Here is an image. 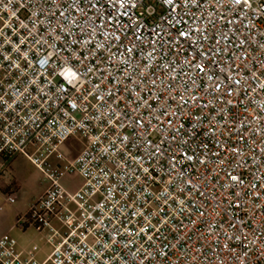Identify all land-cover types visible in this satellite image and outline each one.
I'll list each match as a JSON object with an SVG mask.
<instances>
[{
	"label": "built area",
	"instance_id": "obj_1",
	"mask_svg": "<svg viewBox=\"0 0 264 264\" xmlns=\"http://www.w3.org/2000/svg\"><path fill=\"white\" fill-rule=\"evenodd\" d=\"M21 154L53 250L0 264H264V0H0V176Z\"/></svg>",
	"mask_w": 264,
	"mask_h": 264
},
{
	"label": "rangeland",
	"instance_id": "obj_2",
	"mask_svg": "<svg viewBox=\"0 0 264 264\" xmlns=\"http://www.w3.org/2000/svg\"><path fill=\"white\" fill-rule=\"evenodd\" d=\"M83 146L84 142L80 137L71 136L63 144L61 150L66 155L75 157ZM19 163L21 172L18 175L19 188L16 202L8 203L0 196V234L9 231L26 248L38 244L40 246L38 254L43 255L53 247V243L45 235L46 232L41 233L35 227H29L26 230L18 227L16 225V213L26 210L35 199L34 197L43 190L48 182L44 180L41 170L31 162L28 155H22ZM82 182L83 179L78 173L63 179L64 185L71 191L78 189Z\"/></svg>",
	"mask_w": 264,
	"mask_h": 264
},
{
	"label": "crops",
	"instance_id": "obj_3",
	"mask_svg": "<svg viewBox=\"0 0 264 264\" xmlns=\"http://www.w3.org/2000/svg\"><path fill=\"white\" fill-rule=\"evenodd\" d=\"M21 158H22V154L15 157L14 160L12 161L9 169H8V172L6 174H3L2 176H0V196L3 197L4 199H5V196L7 193L18 192V188H19V176L18 175H19V172H21V167H20L21 165L19 162L21 161ZM48 185L49 184H47L43 188V190L38 195H36V197H34L35 199L32 201L31 205H29V207H27L26 210L18 211L16 213V219L19 215L27 212L28 209L32 206V204L45 193L46 189L48 188ZM5 201H6V199H5ZM2 235L3 234L1 233L0 237ZM45 235L47 236L48 233L46 232ZM18 246L21 250H24V251L28 249V248L22 246L19 242H18ZM52 250H53V247L50 248V250L48 252H45L43 255L37 254L38 259L45 260L48 257V255L51 253Z\"/></svg>",
	"mask_w": 264,
	"mask_h": 264
},
{
	"label": "snow or ice",
	"instance_id": "obj_4",
	"mask_svg": "<svg viewBox=\"0 0 264 264\" xmlns=\"http://www.w3.org/2000/svg\"><path fill=\"white\" fill-rule=\"evenodd\" d=\"M119 2H120V3H124V0H119ZM169 2L171 3V0H169ZM241 2H242V0H235V3H236V4H240ZM244 2H247V0H244ZM179 35L183 37V36H187L188 34H187V33H180ZM128 51L131 52L132 49H128ZM197 67H199V65H197ZM69 71H70V74H71L72 76H75V73H74V72H71V70H69ZM237 83H238V82H237ZM232 179H233V180H237L238 178L235 177V176H233Z\"/></svg>",
	"mask_w": 264,
	"mask_h": 264
}]
</instances>
